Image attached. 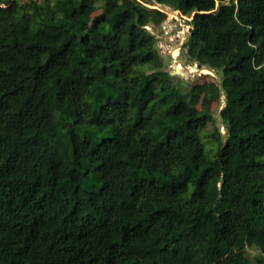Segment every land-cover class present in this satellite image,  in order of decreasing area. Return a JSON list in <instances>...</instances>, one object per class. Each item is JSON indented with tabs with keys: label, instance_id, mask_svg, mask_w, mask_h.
Segmentation results:
<instances>
[{
	"label": "trees",
	"instance_id": "trees-1",
	"mask_svg": "<svg viewBox=\"0 0 264 264\" xmlns=\"http://www.w3.org/2000/svg\"><path fill=\"white\" fill-rule=\"evenodd\" d=\"M0 264H264V0H0Z\"/></svg>",
	"mask_w": 264,
	"mask_h": 264
},
{
	"label": "rangeland",
	"instance_id": "rangeland-1",
	"mask_svg": "<svg viewBox=\"0 0 264 264\" xmlns=\"http://www.w3.org/2000/svg\"><path fill=\"white\" fill-rule=\"evenodd\" d=\"M147 7L156 8L166 14V19L163 21V24H165V26L163 31L161 29L162 34H156V46L158 52L162 56L164 62V70L168 73L175 72V68L178 67L180 69L179 74H182V77L178 78L179 81L183 84L184 89L194 88L197 90H202L208 83L218 82V74L203 67L199 68L195 62L188 60L184 54L186 50L184 49L183 45L186 42V39L188 38L192 29V27L189 25L190 19L182 16L179 12L173 10L169 6H158L154 4V6L147 5ZM99 13L100 11H96L93 15H98ZM189 67H195V71H188L187 68ZM208 71V74H204ZM203 97L204 93L201 91L200 99L195 106L197 110H201L204 107L202 103ZM223 105V96L221 97L220 102H211L210 108L215 112L216 119H218L217 114L219 110H221ZM214 126H218L222 134L225 133L224 126L220 122H217V124ZM214 126L213 124H208L205 132L208 134L211 133Z\"/></svg>",
	"mask_w": 264,
	"mask_h": 264
},
{
	"label": "bare ground",
	"instance_id": "bare-ground-1",
	"mask_svg": "<svg viewBox=\"0 0 264 264\" xmlns=\"http://www.w3.org/2000/svg\"><path fill=\"white\" fill-rule=\"evenodd\" d=\"M182 32H184V31H182ZM174 51V50H173ZM178 51V50H177ZM176 53V52H175ZM174 53V54H175ZM173 55V54H172ZM172 65H174V64H172ZM181 66V65H180ZM175 68V67H174ZM176 69V68H175ZM177 70H178V73H179V71H180V69L177 67ZM187 70L188 71H195V67H189V68H187ZM204 70V69H203ZM209 73V71L208 72H205L204 74H208ZM201 74H203V73H201ZM182 75V74H181Z\"/></svg>",
	"mask_w": 264,
	"mask_h": 264
},
{
	"label": "water",
	"instance_id": "water-1",
	"mask_svg": "<svg viewBox=\"0 0 264 264\" xmlns=\"http://www.w3.org/2000/svg\"><path fill=\"white\" fill-rule=\"evenodd\" d=\"M158 6H161V5H158ZM169 74L171 76H177V77H180V78L182 77V75L178 73L177 68L175 69V72H170Z\"/></svg>",
	"mask_w": 264,
	"mask_h": 264
},
{
	"label": "built area",
	"instance_id": "built-area-1",
	"mask_svg": "<svg viewBox=\"0 0 264 264\" xmlns=\"http://www.w3.org/2000/svg\"><path fill=\"white\" fill-rule=\"evenodd\" d=\"M164 26H165V24H161V29H162V31H163V29H164Z\"/></svg>",
	"mask_w": 264,
	"mask_h": 264
}]
</instances>
